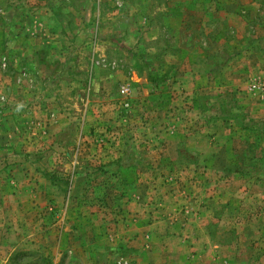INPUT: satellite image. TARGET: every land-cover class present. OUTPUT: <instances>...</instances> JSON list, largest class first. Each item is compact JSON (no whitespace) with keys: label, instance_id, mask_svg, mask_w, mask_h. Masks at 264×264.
Returning a JSON list of instances; mask_svg holds the SVG:
<instances>
[{"label":"rangeland","instance_id":"1","mask_svg":"<svg viewBox=\"0 0 264 264\" xmlns=\"http://www.w3.org/2000/svg\"><path fill=\"white\" fill-rule=\"evenodd\" d=\"M0 264H264V0H0Z\"/></svg>","mask_w":264,"mask_h":264}]
</instances>
